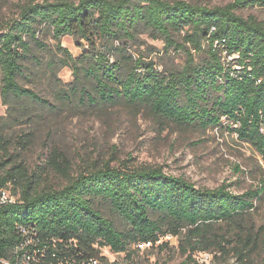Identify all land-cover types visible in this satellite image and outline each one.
Listing matches in <instances>:
<instances>
[{
  "label": "trees",
  "instance_id": "16d2710c",
  "mask_svg": "<svg viewBox=\"0 0 264 264\" xmlns=\"http://www.w3.org/2000/svg\"><path fill=\"white\" fill-rule=\"evenodd\" d=\"M254 7L264 8V0L225 7L180 0L26 3L0 31L2 100L49 105L19 80L36 66L52 77L69 68L75 81L57 94L64 105L93 110L122 104L182 129H222L226 123L264 162V22L239 14ZM46 31L62 57L44 63L36 51L47 50ZM144 31L168 50L188 53L190 47L201 60L188 53L183 69L164 72L134 58L127 47ZM65 37L81 49L79 57L62 46ZM8 152L0 138L1 160ZM49 155L46 167L68 181L62 188L43 187L22 164L0 163V195L12 183L19 195L0 206V264H109L103 249L131 258L140 245L154 247L185 232L190 241L207 242L217 226L240 228L264 196V180L237 195L227 186L198 188L147 166L95 164L72 176L71 162L59 150Z\"/></svg>",
  "mask_w": 264,
  "mask_h": 264
},
{
  "label": "rangeland",
  "instance_id": "374dc122",
  "mask_svg": "<svg viewBox=\"0 0 264 264\" xmlns=\"http://www.w3.org/2000/svg\"><path fill=\"white\" fill-rule=\"evenodd\" d=\"M45 1L56 0H0V31L18 18L21 6ZM180 1L202 7H225L236 0ZM239 14L264 22V8H249ZM42 38L47 50L36 53L44 63L52 56L62 57L49 31ZM180 43L183 44L182 39ZM61 44L74 57L81 55L73 38L65 37ZM127 48L134 58L153 61L164 72L183 69L189 60L188 53L201 60L190 47L188 53L168 50L162 40H156L148 31L142 32ZM19 81L49 105L30 100L6 105L0 93V138L6 141L9 151L0 158V163L22 164L30 174L41 177L43 187L59 189L68 183L46 167L52 149L59 150L71 162L72 176L95 164L147 166L162 168L167 175L184 178L198 188L215 190L227 186L237 195L259 188L264 180L263 160L227 129L229 124L207 131L182 129L158 120L146 109L122 104L93 110L64 105L57 94L69 90L75 81L69 68L52 77L46 68L36 66L27 78ZM85 83L92 87L91 83ZM5 191L10 201L19 199L13 183ZM257 208L240 228L226 225L214 228L207 242L198 238L190 241L185 232L181 238L170 235L162 238L156 246L145 247L131 258L109 249H103L102 254L109 264H264V196Z\"/></svg>",
  "mask_w": 264,
  "mask_h": 264
},
{
  "label": "built area",
  "instance_id": "2783aa9c",
  "mask_svg": "<svg viewBox=\"0 0 264 264\" xmlns=\"http://www.w3.org/2000/svg\"><path fill=\"white\" fill-rule=\"evenodd\" d=\"M7 203H13V201H10V198L8 197V195L6 194V191H2V194L0 195V206L7 204ZM151 246L150 244H143L138 246L139 248L143 249L145 247ZM92 264H100L99 261H94L92 262Z\"/></svg>",
  "mask_w": 264,
  "mask_h": 264
}]
</instances>
